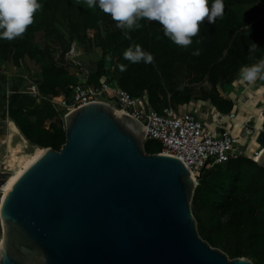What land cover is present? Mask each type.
<instances>
[{"label":"trees","instance_id":"1","mask_svg":"<svg viewBox=\"0 0 264 264\" xmlns=\"http://www.w3.org/2000/svg\"><path fill=\"white\" fill-rule=\"evenodd\" d=\"M37 2L42 7L22 36L0 38V63L18 66L25 62L44 97L68 98L71 88L80 81L76 76L80 72L87 85L95 86L108 78L133 97L145 92L150 108L160 114L167 108L178 110L191 101H208L218 112L227 114L234 104L221 97L218 88L234 85L242 66L264 59V7H258L264 6V0H223V15L214 23L205 20L200 24L199 34L188 47L178 46L166 37L157 21L141 19L142 27L129 32L130 38H126L124 30L98 4L89 8L86 0ZM213 2L208 0L209 7ZM245 5L252 8L242 19L236 8ZM59 23L67 25L72 38L94 36L100 59L84 70L79 66L65 68L71 42L59 31ZM49 37L59 44L57 60L48 54ZM249 43L258 47L251 58ZM135 45L152 54L153 62L132 63L125 59L124 52ZM197 50L199 54L193 55ZM178 68L185 72L182 89L169 82ZM168 82L170 87L166 88L164 83ZM196 85L197 90L193 87ZM7 115L22 138L33 146L58 151L65 142L63 119L45 101L37 103L31 95L11 93ZM46 120L50 121L48 128L43 127ZM144 150L156 154L161 145L148 141ZM203 173L191 203V209H197L193 216L199 236L230 259L245 257L252 264H264V168L247 155H236Z\"/></svg>","mask_w":264,"mask_h":264},{"label":"water","instance_id":"2","mask_svg":"<svg viewBox=\"0 0 264 264\" xmlns=\"http://www.w3.org/2000/svg\"><path fill=\"white\" fill-rule=\"evenodd\" d=\"M63 122L60 150L44 148L1 201L0 264H252L199 236L196 180L179 159L145 152L138 120L94 102Z\"/></svg>","mask_w":264,"mask_h":264},{"label":"built area","instance_id":"3","mask_svg":"<svg viewBox=\"0 0 264 264\" xmlns=\"http://www.w3.org/2000/svg\"><path fill=\"white\" fill-rule=\"evenodd\" d=\"M68 54L69 58L63 66L65 68L78 67L77 58L81 53L77 51L75 41L71 43ZM80 70L84 68L81 67ZM76 76L80 81L71 88L68 98L44 97L35 83L29 84L22 93L31 95L37 103L47 102L58 113L61 110L60 117L63 120L71 110L90 103L105 102L117 106V110L138 120L143 125L146 130L143 143L148 141L159 143L161 145L159 153L182 161L192 173L197 185L205 170L223 165L229 158L236 155H247L257 163L264 150V147L259 144L257 149L251 150L247 144L241 142L249 139L256 132L259 134L264 131V126L258 129L255 126H248L245 122L240 127L239 133H233L231 131L234 126L233 121L237 118L234 111L223 114L208 101H191L187 105L189 108L185 111L177 112L167 108L160 114L150 108L145 92L139 97H133L119 87L115 80L103 78L98 84L91 86L82 81L80 72H76ZM256 93L259 91L251 92V96L256 97ZM258 111L264 113L261 107ZM227 122L230 124L227 125ZM0 172L10 173L6 167L0 169ZM2 186H0V205L3 195Z\"/></svg>","mask_w":264,"mask_h":264},{"label":"clouds","instance_id":"4","mask_svg":"<svg viewBox=\"0 0 264 264\" xmlns=\"http://www.w3.org/2000/svg\"><path fill=\"white\" fill-rule=\"evenodd\" d=\"M89 8L98 7L111 16L116 26L128 33L142 27L141 19L157 21L162 25L164 35L181 47L192 44V38L200 32V24L205 20L214 23L224 13L223 0H214L209 7L208 0H86ZM42 6L37 0H0V38L13 40L22 36L34 22V14ZM199 42V41H198ZM258 49L255 43H249V58ZM193 55H198L199 50ZM124 58L132 63H152V54L144 51L140 45L129 47ZM121 70H125L121 66ZM240 79L249 85L257 80L264 81V59L254 64L242 66Z\"/></svg>","mask_w":264,"mask_h":264},{"label":"rangeland","instance_id":"5","mask_svg":"<svg viewBox=\"0 0 264 264\" xmlns=\"http://www.w3.org/2000/svg\"><path fill=\"white\" fill-rule=\"evenodd\" d=\"M258 7H264L262 4H258ZM252 6L245 5L237 7L236 10L239 13L242 19L246 18L251 10ZM59 31L64 35V37L69 40L71 43L75 40L77 43V51L81 54L77 58L78 65L82 68H88L90 64L96 63L100 57V51L96 45V40L94 36H90L85 38L84 40L77 39L75 37L72 38L70 36L68 27L65 23H59L58 25ZM48 54L52 56L55 60L58 59V54L60 52L59 44L57 43L54 37H49L48 40ZM36 77H31L29 75V71L25 62H21L18 66H13L9 63H0V169L6 167L7 169L14 170L17 169V166L21 160L28 159L33 152L36 151V146L29 144L25 141L22 136L19 134L18 130L15 132L10 124V119L7 115V98L11 93L14 92H24L29 86V84L35 82ZM37 79V78H36ZM240 73L233 87L234 92L238 95V102L246 103L248 102L245 98H251V93H244L246 88L251 90V92L256 91L258 88V84L260 83L258 80L254 85L245 84L242 82L240 84ZM174 84L176 88L182 89L186 83L185 72L183 68H178L176 72V77L169 81ZM168 83H164L166 88H169L170 85ZM206 87L207 85L204 84ZM197 90L199 85L193 86ZM224 90L229 91L230 85L226 86ZM218 93L223 94V89L218 88ZM253 94V93H252ZM246 95V96H245ZM257 98H260V94L256 93ZM245 96V97H243ZM105 101H109V99L103 98ZM264 110V102L261 104H256V101H252L250 105L246 108L247 114H250V118L248 124L250 127L255 126L258 129L263 127L264 113H260L258 108ZM174 111L180 112L181 110ZM62 111L58 113V116H61ZM260 113V114H259ZM246 115V114H245ZM242 115V116H245ZM247 116V115H246ZM245 116V117H246ZM238 121V119H236ZM47 121L43 123V127L47 128ZM258 133H254L249 139L242 140V144H247L251 150L257 149L258 144L256 142ZM209 170V169H208ZM208 170H205L203 174L207 173ZM192 213L197 214V209L192 208ZM199 214H201L199 212ZM202 216V215H200ZM1 230V229H0ZM0 241H1V232H0ZM219 249V248H218ZM221 250V249H220Z\"/></svg>","mask_w":264,"mask_h":264},{"label":"crops","instance_id":"6","mask_svg":"<svg viewBox=\"0 0 264 264\" xmlns=\"http://www.w3.org/2000/svg\"><path fill=\"white\" fill-rule=\"evenodd\" d=\"M239 81H240V84H241L242 83L241 79H239ZM259 82L260 83L258 84V88H256L255 90H258L259 91V94L261 95L260 98H257V96L256 97L255 96L254 97L251 96L252 99H250V100L248 99L247 100L248 102H246V103L238 102V95L234 92V88L235 87H233V85H230V90L229 91H226V90L223 89V94H220L221 97H223L226 100L231 101L234 104V107H233L232 111H234L236 113V115H237V118L236 119H238V121H236V120L233 121L234 126L231 129V131L233 133H239L240 132L239 131L240 127L243 126L242 124L245 123V122L249 126L248 121H249V118H250V114L245 113L247 111L246 108L248 107V105H250L253 100L256 101V104H261V103L264 102V83H263V81H259ZM261 84H263V85H261ZM247 92H250L251 93V90H249L248 88H246V90H245L244 93H247ZM245 96H243V97H245ZM187 105L186 106H182L178 110L185 111L186 109L189 108V106H187ZM242 115H245L246 117L245 116H242ZM46 121H47V124H48L47 125V128H48L49 127V124H50V121H48V120H46ZM262 122L264 123V120ZM229 124L230 123L227 122V125H229Z\"/></svg>","mask_w":264,"mask_h":264},{"label":"bare ground","instance_id":"7","mask_svg":"<svg viewBox=\"0 0 264 264\" xmlns=\"http://www.w3.org/2000/svg\"><path fill=\"white\" fill-rule=\"evenodd\" d=\"M237 121V120H236ZM10 124L13 128V130L15 132H17V128L15 127V124L10 121ZM45 152V149L43 148H36V151L33 152V155H31L28 159L26 160H21L17 166V169L11 170L10 169V175L7 178V180L5 181V183L2 186V199L5 196L6 192L9 190V188L11 187V185L15 182V180L23 173V171L29 166L31 165L37 158H39L43 153ZM2 238V235H1Z\"/></svg>","mask_w":264,"mask_h":264}]
</instances>
